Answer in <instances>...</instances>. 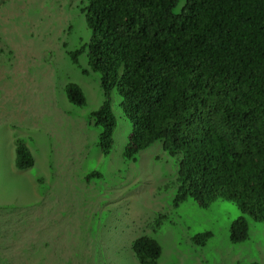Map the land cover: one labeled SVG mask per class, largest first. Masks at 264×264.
<instances>
[{
  "label": "rangeland",
  "instance_id": "rangeland-1",
  "mask_svg": "<svg viewBox=\"0 0 264 264\" xmlns=\"http://www.w3.org/2000/svg\"><path fill=\"white\" fill-rule=\"evenodd\" d=\"M82 1L0 0V264H139L132 243L141 236L161 244L159 264H264V223L234 203L173 206L177 166L161 144L124 159L131 124L117 89L115 145L103 155L90 122L104 101L100 75L86 54L79 66L68 56L90 39ZM69 82L86 106L68 102ZM16 138L34 156L29 170L15 167ZM241 216L249 238L233 243ZM208 232L205 245L193 242Z\"/></svg>",
  "mask_w": 264,
  "mask_h": 264
},
{
  "label": "trees",
  "instance_id": "trees-1",
  "mask_svg": "<svg viewBox=\"0 0 264 264\" xmlns=\"http://www.w3.org/2000/svg\"><path fill=\"white\" fill-rule=\"evenodd\" d=\"M82 2L90 39L68 56L79 66L86 54L100 75L104 101L90 122L101 131L103 155L115 145L117 89L131 124L123 157L137 161L161 144L177 166L174 207L193 200L208 208L220 199L264 223V0ZM64 93L70 104L87 105L79 84L69 82ZM34 165L25 140L16 138L15 167ZM249 234L244 216L233 222V243ZM212 236L192 240L202 246ZM132 251L139 264H159L163 253L149 236L135 239Z\"/></svg>",
  "mask_w": 264,
  "mask_h": 264
}]
</instances>
